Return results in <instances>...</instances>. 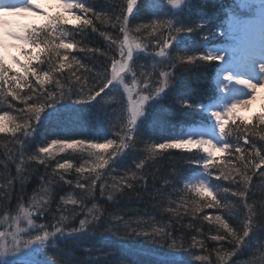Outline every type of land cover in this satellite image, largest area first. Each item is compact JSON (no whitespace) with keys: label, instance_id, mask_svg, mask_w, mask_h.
Returning <instances> with one entry per match:
<instances>
[{"label":"trees","instance_id":"obj_1","mask_svg":"<svg viewBox=\"0 0 264 264\" xmlns=\"http://www.w3.org/2000/svg\"><path fill=\"white\" fill-rule=\"evenodd\" d=\"M80 2L108 17L104 23L94 21L95 31L67 26L69 38L81 42L67 55L83 61L92 72L85 73L83 69L77 72L75 66L55 72L42 91L55 90V79H59L65 94L47 101L39 119L32 121L27 131L22 130L14 137L0 133V230L6 234L0 239V246L2 243L5 246L0 249V264H264V176L261 175L264 165L256 173H249L252 177L247 186L242 180L217 178L218 168L208 169L212 190L222 207L204 208L193 217L169 208L182 201L191 205L198 199L184 182L201 167L203 152L191 148L152 154L149 150L152 144L170 141L167 137L181 132L186 125L209 120L205 104L218 95L216 76L221 61L200 57L216 56L209 49L226 39L221 29L232 11H237L238 0H182L176 7L168 0H136L127 15L126 26L130 38L142 37L139 41L142 46L132 53L125 77L128 84L136 80L149 99L132 129L134 138L126 141L127 147L121 148L101 170L91 194L76 187L77 183L91 182L85 176L91 175L87 172L90 165H85L84 173H77L76 167L95 159L79 145L64 152L54 149L56 159L49 158L46 164L33 159L52 140L93 143L119 140L127 122V93L123 84L110 83L98 96L89 99L87 88L80 90L72 75L76 72L88 76V87L97 88L103 87L111 77L113 58L121 59L119 43L124 38L121 22L127 0ZM248 11L249 8L243 10ZM154 21L162 25L156 33L135 31ZM172 36L175 38L171 39ZM166 38L171 43L161 53L154 41ZM80 47L99 48L101 53L80 51ZM189 56L194 59L187 60ZM33 63L42 72L48 71L47 63ZM67 63L72 64L71 59ZM165 80L167 86L156 94L157 84L163 85ZM38 86L37 78L29 77V84L19 88L20 96H34ZM29 87L33 92H29ZM3 88L10 92L7 83ZM35 102V98L25 102L11 95L0 97V115L7 112L12 122L23 124L29 116L28 105ZM260 114L248 119L239 114L229 118L224 134L227 144L245 149L255 147L264 154V139H260L264 133L259 132L261 125L256 119ZM241 121L256 125L258 130L249 137L248 144L239 131L233 130ZM216 156L214 163L223 165L233 159L234 153L221 152ZM57 160L61 163L68 160L72 165L68 170H60L65 179L53 171ZM141 161L143 166L138 168ZM128 173H137L131 188L113 189L111 198L102 194L101 183H110ZM241 192L246 195H239ZM69 200L75 204L66 205ZM97 209L98 217L94 216ZM215 215H222L240 234L251 220L247 225L250 231L239 244L235 237L219 242L207 239L227 231L215 225L214 222H221ZM204 216H210L213 223L203 220ZM29 219L33 221L31 224ZM203 234V247L190 244L191 237ZM37 237L41 248L26 256L22 251L36 245ZM176 237L183 244L173 243Z\"/></svg>","mask_w":264,"mask_h":264},{"label":"snow or ice","instance_id":"obj_2","mask_svg":"<svg viewBox=\"0 0 264 264\" xmlns=\"http://www.w3.org/2000/svg\"><path fill=\"white\" fill-rule=\"evenodd\" d=\"M55 2L61 9V11H56L55 13H50L44 8L40 7L36 3V0H25V2L21 5H0V10H3L5 20L13 22L10 26L13 29V32L16 28V22L21 21L11 19L10 17H23L27 13L34 12L43 15L46 19V23L40 25L21 22L23 24L30 25V27L24 30L23 39L16 37L12 33H6L3 37L5 43V47L3 49H18L19 54H11L6 58L2 51H0V97L6 98L7 95H11L25 102L35 98L36 102L28 105L26 111L27 113H29V116L28 119L24 120L23 124L12 122L7 112H4L3 115H0V133H10L14 137L18 132L22 130L27 131L30 128L32 121L39 119L40 113L46 106L47 101L51 100L57 94H65L64 88L61 86V81L59 79H55V90L42 91L43 85L50 79L54 78L53 74L55 72L63 69L65 66H68L69 68L75 66L77 72L80 69H83L85 73L92 72V69L89 68L83 61H81L77 57H69L67 55L69 50L76 49L81 43L79 41H76L74 38H69L67 26L72 25L75 29H83L88 27L92 28L95 31L96 25L94 21L101 20V22L104 23L108 19L107 15L98 13L94 9L86 7L83 3L80 2V0H60L59 3L57 2V0H55ZM135 2L136 0H127V11L125 13L123 21L121 22V32L124 37L123 40L119 43V54L121 56V60L118 61L113 58L111 62V77L107 79V82L104 83L103 87L97 88L93 87V85L91 87H88V76L77 75L76 72L72 73V75L75 77L76 82L79 84V89L85 91V88H87V95L89 99H94L101 92H103L104 89L107 88L108 85L112 82V79L120 77V74L126 68H128L133 46L137 48L142 46L139 42L141 41L142 37L138 35L134 38V40L130 38L128 28L126 26L127 15L131 13ZM181 2L182 0H168V3H170L174 7L179 6ZM261 4H264V0H262ZM161 27L162 25L160 21H154L147 27L142 26L136 28L135 31L137 33H141L142 30L143 32L151 30L152 33H156L159 29H161ZM176 31L178 32L180 31V29H177ZM174 38V36L171 37V39ZM171 39L166 38L163 41L157 40L154 41V43L157 45L159 51L163 53L164 49L167 48L171 43ZM113 43H115V40H113ZM9 44H12L14 46L8 47ZM61 50H63L64 55H61ZM79 50L101 53V50L99 48L89 49L87 47H80ZM200 58L205 60H219L221 57L207 55L201 56ZM69 59H71L72 64L67 63ZM186 59L191 61L194 59V57L189 56L186 57ZM34 61L37 62V64L47 63L48 71L42 72V70L33 63ZM96 75L98 74L94 73V76ZM32 76H35L37 78L39 85L34 90V96L21 97L19 88L21 86L28 85L29 77ZM161 76L163 77L164 74L162 73ZM5 83L8 84L10 89V92L8 93H6L3 88ZM239 83L251 89L253 93L256 92L258 87H264V82L257 84L246 79L239 80ZM13 84H16L15 88L12 87ZM146 86L147 85H145V87ZM166 86V80L163 85L157 84L156 94L162 91L163 87ZM125 87L127 92V110L129 115L126 124L123 126L124 130L119 133L121 137L119 140L109 139L104 143H93L83 140H52L47 146L40 148V155L34 157L33 159L41 164H46L49 158L56 159L54 149L58 150L59 152H64L66 149H75L77 148V145H79L80 149L89 153L90 155L95 157V159L89 162L82 163L79 167H76L75 170L77 173H84L85 165H90L87 168V172L91 174L85 175L91 178V182L77 183L76 187L84 189L88 194H91V192L93 191V184L98 181V178L101 175V170L121 148L127 147L126 141L132 140L134 138L132 129L135 126L137 117L142 114L143 104L149 99V95L146 92L140 90L139 83L136 80H133L131 84L126 85ZM29 92H33V89L31 87H29ZM133 93H135V95H133ZM237 107L238 102L231 104L223 112L214 111L212 113L217 121L221 134H226V124H228V120L222 119V116H227L229 118L235 117ZM256 119L261 125L259 132L264 133V114L258 115ZM233 130L240 132L245 144H248L249 137L255 136L258 131L256 125L251 124L247 121H241V124H237ZM260 139H264V135H261ZM109 148L111 149V151H107ZM191 148H200L207 154V159L202 162L203 166L206 170L218 168L219 175L217 176V178L223 177L224 179H231L233 181L242 180L245 186L249 184L252 177L249 173H256V170L261 169V166L264 165V154H262L258 148L252 147L245 149L242 146L237 145L234 147L230 146L227 143L219 145V147H217V144L213 143L212 140L204 138H189L187 140L165 141L159 144H152L149 150L152 154H157L159 153V150ZM216 152H232L234 153V157L227 164H216L214 163L217 160ZM142 166L143 161H141L137 167L140 168ZM70 167H72L70 161L65 160L63 163H61L57 160L53 171L61 179H65V177L60 174V170L65 171L70 169ZM136 175L137 173H128L127 176L114 178L110 183H101V188L103 190L102 194L108 195L109 198H111L113 189H122L125 186L131 188L133 186L132 179H135ZM261 175L264 176V173H261ZM188 190L194 192L198 199L194 200L191 205H189L187 201H182L180 204L170 207V211L187 213L188 215L195 217L196 214L200 213L204 208L222 207L221 201L216 199L213 190L206 183L200 182L199 184L188 185ZM239 195L245 196L246 193L241 192L239 193ZM43 201L46 203L47 199ZM68 204H75V201L69 200L66 202V205ZM24 211L26 215L29 214V211L27 209H24ZM99 215L100 211L99 209H97V211L94 213V216L98 217ZM215 216L220 217L221 221L220 223L214 222L215 225H219L227 231L222 234H212L208 236L207 239L219 242L229 241L233 237H235L236 243L239 244L243 237L246 236L250 231V228L247 225L251 223V220L246 223L243 233L240 234L235 228L231 227L224 220L222 215ZM209 217L210 216H204L203 220H207L210 223H213V221H211ZM32 222L33 221L31 219L28 220L29 224H31ZM83 222L84 221L82 220L81 223L83 224ZM19 230V227H17L16 231L18 232ZM155 230L162 231L163 229L156 228ZM12 235L14 236L15 233H12ZM44 235L47 236L48 233L45 232ZM4 236L5 234L3 232H0V239H2ZM37 239H39V237H37ZM204 240L205 234L195 235L191 237L190 244L198 247H203ZM172 242L175 244H183V240L180 237H176ZM198 258L207 259V257Z\"/></svg>","mask_w":264,"mask_h":264},{"label":"rangeland","instance_id":"obj_3","mask_svg":"<svg viewBox=\"0 0 264 264\" xmlns=\"http://www.w3.org/2000/svg\"><path fill=\"white\" fill-rule=\"evenodd\" d=\"M24 2L25 0H0V5L7 4L13 6L21 5ZM57 2L59 3L60 0H57ZM261 2L262 0H238L236 4L237 11L235 9L232 11L227 17L228 20L226 25L221 29L226 39L212 45L209 49L212 54L221 57L219 59L221 63L216 77L219 90L217 93L218 95L215 96V99L205 104L210 116L209 120L205 123L195 122L194 124L186 125L181 132L167 137L169 140L204 138L212 140L213 143L217 144V147L228 143L226 136L221 134L217 121L212 113L214 111L223 112L231 104L236 103V99H254L255 108L251 112L247 113L245 108L238 105L236 114H239L242 118L248 119V117H252L258 113L264 114V87H258L256 92L253 93L251 89L239 83L241 79L250 80L257 84L264 82V4H261ZM36 3L50 13L56 11V9L61 11L55 0H36ZM248 8L250 11L243 12V10ZM10 18L37 25L46 23V19L43 15L34 12L27 13L23 17L14 16ZM21 22H16V28L13 32V29L10 27L13 22L6 21L3 10H0V49L5 47L3 37L6 33H12L20 39L24 38V30L30 27V25ZM13 46L12 44L8 45V47ZM140 48L141 47L137 48L133 46L132 53ZM0 51H2L6 58L11 54H19L18 49L5 48ZM119 60L121 59H118V61ZM127 72L128 68L120 74V77L113 79L111 84L118 85V83H120L123 84V87L131 84L126 82L125 75ZM133 95H135V93H133ZM139 117L140 115L137 117L136 123ZM222 119L228 120L229 117L222 116ZM201 151L203 152L202 149ZM219 153L221 152H216V155ZM201 159V167L197 169V172L187 177L184 183L188 186L204 182L212 189L208 171L204 168L202 163L207 159V154L205 152H203V157ZM28 215L30 216V213ZM0 232H2V230H0ZM41 246V240L39 239L36 245L29 247L30 249H24L22 252L25 253L26 256H29V253H35ZM3 248L5 249V246L2 243L0 249ZM7 249L6 247V250Z\"/></svg>","mask_w":264,"mask_h":264},{"label":"bare ground","instance_id":"obj_4","mask_svg":"<svg viewBox=\"0 0 264 264\" xmlns=\"http://www.w3.org/2000/svg\"><path fill=\"white\" fill-rule=\"evenodd\" d=\"M236 102H238V105L245 108L246 112H251L255 108L254 99L247 98L246 99H236Z\"/></svg>","mask_w":264,"mask_h":264}]
</instances>
